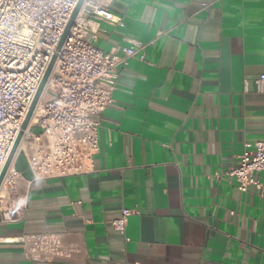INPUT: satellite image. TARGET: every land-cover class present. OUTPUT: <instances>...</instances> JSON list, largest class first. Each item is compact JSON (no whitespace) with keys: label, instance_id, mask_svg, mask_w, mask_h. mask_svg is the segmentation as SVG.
<instances>
[{"label":"crops","instance_id":"1","mask_svg":"<svg viewBox=\"0 0 264 264\" xmlns=\"http://www.w3.org/2000/svg\"><path fill=\"white\" fill-rule=\"evenodd\" d=\"M208 1L113 0L122 24L103 21L96 46L144 48L120 69L94 167L36 178L18 156L0 264H264V191L224 173L264 141V0Z\"/></svg>","mask_w":264,"mask_h":264},{"label":"built area","instance_id":"2","mask_svg":"<svg viewBox=\"0 0 264 264\" xmlns=\"http://www.w3.org/2000/svg\"><path fill=\"white\" fill-rule=\"evenodd\" d=\"M216 0L203 4L208 7ZM79 0H0V174L44 75L55 57L41 96L0 185V211L8 208L21 176L16 168L24 155L36 178L82 174L94 167L99 152L102 116L113 101L120 69L144 46L104 51L95 40L103 21L122 22L110 10L113 0H84L60 49L59 41ZM264 93V73L256 81ZM47 93L54 98L46 101ZM247 191H264V141L246 143L238 163L224 171ZM124 208L112 221L125 234ZM1 221V220H0ZM0 237V244L10 242ZM15 238L12 242H21Z\"/></svg>","mask_w":264,"mask_h":264},{"label":"water","instance_id":"3","mask_svg":"<svg viewBox=\"0 0 264 264\" xmlns=\"http://www.w3.org/2000/svg\"><path fill=\"white\" fill-rule=\"evenodd\" d=\"M83 2H84V0H79L78 4H77V6H76V8H75V10H74V12H73V14H72V17H71V19L69 20V22H68V24H67V26H66V28H65V31H64V33H63V35H62V37H61V39H60V41H59L58 49H60V48L62 47V45H63V43H64V41H65V39H66V36H67V34H68V32H69L71 26L73 25L74 19H75L77 13L79 12V10H80V8H81ZM54 60H55V57L53 58V60H52V62H51V64H50V66L48 67V69H47V71H46V73H45V75H44V78H43V80H42V82H41V84H40V86H39V89H38V91H37V93H36V95H35V98H34L32 104H31V107H30V109H29V111H28V114H27V116H26V119L24 120V123H23V125H22V130L20 131V133H19V135H18V137H17V139H16V141H15V143H14V146H13V148H12V151H11L9 157H8V160H7L5 166H4V168H3V170H2V172H1V174H0V185H1V182H2V180H3V177H4V175H5V172H6L7 168H8V166H9V164L11 163V161H12V159H13V156H14V154H15V151H16L17 146H18V144H19V141H20V139H21L22 132H23L24 129L27 128V125H28V123H29V120H30V118H31V115H32V113H33V110L35 109L36 104H37V102H38V100H39V98H40V96H41V93H42V91H43V88H44V85H45L46 80H47V78H48V75H49V73H50V71H51V68H52V65H53V63H54Z\"/></svg>","mask_w":264,"mask_h":264},{"label":"rangeland","instance_id":"4","mask_svg":"<svg viewBox=\"0 0 264 264\" xmlns=\"http://www.w3.org/2000/svg\"><path fill=\"white\" fill-rule=\"evenodd\" d=\"M53 98H54V95L52 93H47L45 96L46 101L52 100Z\"/></svg>","mask_w":264,"mask_h":264}]
</instances>
